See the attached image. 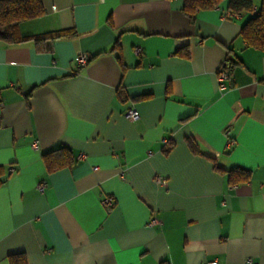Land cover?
<instances>
[{
  "label": "crops",
  "instance_id": "crops-1",
  "mask_svg": "<svg viewBox=\"0 0 264 264\" xmlns=\"http://www.w3.org/2000/svg\"><path fill=\"white\" fill-rule=\"evenodd\" d=\"M228 2L42 0L21 34L61 36L0 41V264H264V47Z\"/></svg>",
  "mask_w": 264,
  "mask_h": 264
},
{
  "label": "trees",
  "instance_id": "trees-1",
  "mask_svg": "<svg viewBox=\"0 0 264 264\" xmlns=\"http://www.w3.org/2000/svg\"><path fill=\"white\" fill-rule=\"evenodd\" d=\"M225 0H184L183 10L194 19L196 12L203 9L222 8ZM227 10L233 15L250 13L246 23L242 26L240 34L248 46L255 48L264 47V0H260L259 5L255 0H229ZM45 9L42 0H0V41L14 44L27 40L43 41L46 38L61 36L63 33H53L42 36H23L20 24L24 21L35 19L44 14ZM191 149L195 153L199 150L192 140L189 141ZM64 148H57L45 154L47 166L50 170L63 167L68 162L62 158L53 160V155L58 154ZM59 160V161H58ZM232 181H246L249 171L242 168H235L230 171ZM10 264H28L24 253H14L9 256Z\"/></svg>",
  "mask_w": 264,
  "mask_h": 264
},
{
  "label": "built area",
  "instance_id": "built-area-1",
  "mask_svg": "<svg viewBox=\"0 0 264 264\" xmlns=\"http://www.w3.org/2000/svg\"><path fill=\"white\" fill-rule=\"evenodd\" d=\"M225 13L228 14V15H232L231 12L228 11V10L225 11ZM134 52H135V54L140 55L142 53V48L137 46V47L134 48ZM90 58L91 57H90L89 54H87V53H80V54H78L73 59V64L77 68L86 66L87 63L89 62ZM228 77H229V75H228V73L225 70L221 69L219 71V73H218V83H219V87L221 89H224L226 87L225 81L228 79ZM1 106H2V103L0 101V107ZM126 115H127V117L130 120H136V119H138L140 117V113H139V111L135 107L129 108L127 110ZM225 135H226V138H227L226 139V146L228 148H231L235 144V139H233V138L230 137L228 130L225 131ZM163 143L164 144H167L168 143V139L167 138H164L163 139ZM33 147L35 149H38L39 148V146H38L37 143H34L33 144ZM155 181H156V183L158 185H165L166 184L165 178L163 176H160V175L156 176ZM46 186H47V183L43 181V182H41V183L38 184L37 188L40 191H44L45 188H46ZM101 204H102L103 207L109 208L111 205L114 204V197L112 195H107V196L103 197L102 200H101ZM159 224H160V221L158 219H156V218H152L149 221V223H148V225L150 227H154V226H157ZM248 262L250 264H255V263L252 262L251 259H248ZM205 264H219V263H218L217 260H211V261H207Z\"/></svg>",
  "mask_w": 264,
  "mask_h": 264
}]
</instances>
